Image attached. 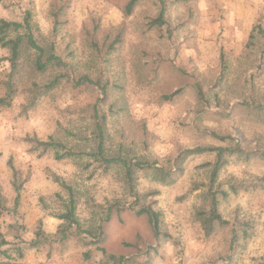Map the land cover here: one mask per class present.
<instances>
[{
    "label": "rangeland",
    "instance_id": "1",
    "mask_svg": "<svg viewBox=\"0 0 264 264\" xmlns=\"http://www.w3.org/2000/svg\"><path fill=\"white\" fill-rule=\"evenodd\" d=\"M60 1H0L2 20L22 23L30 15L42 62L58 59L40 70L37 53L23 47L15 72L7 61L0 64V97L5 82L14 89L11 105L0 108V241L10 255H0V262L104 264L97 245L104 229L108 253L129 264H141L152 248V264H264V56L255 46L244 57L252 28L264 27V0H140L129 17L123 14L128 0H69L53 31L52 4ZM160 12L163 25L157 26ZM94 25L97 51L84 36ZM117 34L120 44L107 53ZM8 57L0 47V58ZM52 81L51 91L27 110L28 89ZM177 90L172 101H161ZM94 109L105 116L103 155L117 160L106 170L93 157ZM25 138H52L81 157L40 156ZM196 148L240 150L224 154L226 165L213 185L226 224L215 226L210 236L197 212L208 207L207 164L216 153L189 157L170 185L155 180L150 169L174 172L176 157ZM9 160L18 183L27 179L17 208ZM122 162L141 164L132 167L135 198ZM53 175L72 188L84 230L65 243L54 235L68 195ZM113 202L121 210L107 219L97 206ZM146 208L159 214V223L137 215ZM38 228L49 243L35 246ZM135 242L138 246L129 245Z\"/></svg>",
    "mask_w": 264,
    "mask_h": 264
},
{
    "label": "trees",
    "instance_id": "2",
    "mask_svg": "<svg viewBox=\"0 0 264 264\" xmlns=\"http://www.w3.org/2000/svg\"><path fill=\"white\" fill-rule=\"evenodd\" d=\"M1 1V0H0ZM161 1V0H159ZM140 3V0H128L124 10L123 14L124 17H129L135 7ZM69 6V0H64L60 2H54L52 4V17L54 21V29L53 31H56L57 28L61 25V18L65 14L66 10ZM154 25L162 26L163 25V12H160L159 16L153 21ZM23 31L21 33L20 31ZM98 27L94 25V27L89 30L86 29L84 32L85 40L88 43L89 47L94 50H99V42L97 39L98 35ZM14 34L13 37H10V34ZM248 43L246 45L245 49V55L244 57H249L255 46H258L262 57L264 56V27L260 24L255 25L248 38ZM121 42V34H117L114 41L110 46H108L107 53H110L114 51V45H118ZM0 47L2 49H7L9 52V57L4 59L0 58V64L2 61H7L9 64L10 72L13 73L17 69L18 61L21 56V51L23 47L27 49H31L34 52L37 53L36 68L42 70L46 67L48 63H50L53 60H57L54 56H50L47 58L45 62H42L43 58V51L42 49L37 45L36 41L33 38V35L31 34V21H30V15L28 14L22 23L18 22H10L0 19ZM111 49V50H110ZM86 79V78H85ZM223 79V75L220 76L218 81L220 82ZM91 83V82H90ZM221 84V83H220ZM5 95L3 97H0V108L3 107H9L13 101L14 98V89L12 86L11 81L5 82ZM55 81L50 82V84L38 86L37 84H33L28 89V109H32L36 106L38 100L45 96L47 93L51 91V89L54 87ZM98 87H101L102 92H104V87L100 84H97ZM180 90H177L173 92L170 95H164L161 98L162 102H170L174 97H176L179 94ZM196 93L198 98H202V91L200 88L196 89ZM250 107H254L250 105ZM259 109V108H257ZM94 118L96 119V130L95 134L98 139L97 144V150L93 154L94 160L101 164L103 168L106 170L110 166L111 163H117V160L114 159H107L103 155V128L105 123V116L100 115L96 109H94ZM262 117V115H260ZM26 143L30 144L34 151H38L40 156L45 155L48 152L54 153V159L56 161H61L64 159H70L72 161H76V159L80 158V154H76L70 150H67L61 143L53 141L52 138H49L48 141H40L37 138H25L24 140ZM206 152H215L216 153V159L214 163H208L207 165L210 166V187L208 188V191L205 194V197L208 199V207L207 210H201L197 212V220L200 223L202 229L205 231L207 236H210L215 228V226H223L226 224L225 221L222 220L219 211H218V198L217 194H213L211 191L213 187L215 186L217 182V178L219 175V172L223 169V167L226 165V161L224 159V154L228 153L229 155L237 154L240 155V150H228V149H207V148H196V149H190L185 150L181 152L175 159V171H166L162 168H150L153 171L155 180L164 183V184H172L177 177L181 174L182 171V165L184 162L191 156L194 155H201ZM123 166L125 167L126 171V181L127 186L130 192L132 193V197L135 198V193L132 188V167H140L141 164H134L130 165L129 163L122 162ZM8 166L12 170V186L14 188L15 192V198H14V208H17L19 201H20V192L23 188L24 183L27 181V179L21 181L18 183V177L17 173L14 170V168L11 166V161H8ZM53 182L56 183L63 191H65L68 195V200L65 202L63 206V213L57 216V219L61 222L56 230V233L54 235L55 240L59 243H65L70 237H78L79 233L82 230L81 222L78 220L76 216V202L73 198V190L70 186L66 184L65 181H63L60 177L53 175L52 176ZM214 185V186H213ZM230 189H234L233 186H231ZM232 192H234L232 190ZM219 194V193H218ZM220 195L226 196L227 194L225 192H220ZM3 201L2 196L0 195V205ZM103 212L106 214V218L109 219V217L113 214V212H119L120 205H118V202H113L109 206H97ZM137 215H146L148 220L151 223H159V214L155 211H153L151 208H146L140 210ZM104 226L101 225V229H103ZM240 229H242V226H240ZM104 230V229H103ZM101 230V237L97 241L98 251L103 256L105 263L104 264H129V261L124 262V257H116L112 254H109L107 249L104 247V244L106 242V234H104V231ZM91 235V232H86ZM244 233V232H243ZM234 234V232H233ZM49 243V238L44 232L38 228L35 232V246H39L41 244ZM7 245V243L2 240L0 241V255L3 256L5 259H10V255L8 254V250L1 249L3 246ZM88 245V244H87ZM132 247L138 246L137 242L134 244H129ZM142 251V250H141ZM156 250L154 248L149 249L146 254H144V260L141 264H152L151 262V252H155ZM18 256L21 258L22 255L20 251H17ZM91 255L88 253L83 254V259L87 262L91 261L90 258ZM0 264H3L0 262Z\"/></svg>",
    "mask_w": 264,
    "mask_h": 264
}]
</instances>
